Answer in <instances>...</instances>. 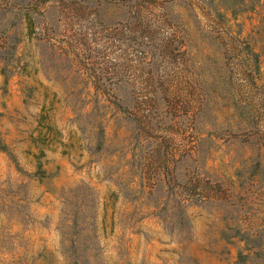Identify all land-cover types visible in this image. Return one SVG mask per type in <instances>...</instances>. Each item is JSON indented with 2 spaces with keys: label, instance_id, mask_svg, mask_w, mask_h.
Instances as JSON below:
<instances>
[{
  "label": "rangeland",
  "instance_id": "rangeland-1",
  "mask_svg": "<svg viewBox=\"0 0 264 264\" xmlns=\"http://www.w3.org/2000/svg\"><path fill=\"white\" fill-rule=\"evenodd\" d=\"M0 264H264V0H0Z\"/></svg>",
  "mask_w": 264,
  "mask_h": 264
}]
</instances>
